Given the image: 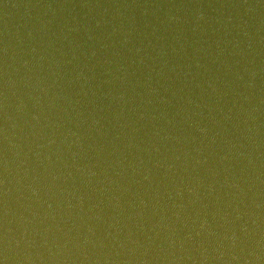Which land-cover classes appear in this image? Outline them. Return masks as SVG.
<instances>
[{"label": "water", "instance_id": "95a60500", "mask_svg": "<svg viewBox=\"0 0 264 264\" xmlns=\"http://www.w3.org/2000/svg\"><path fill=\"white\" fill-rule=\"evenodd\" d=\"M0 264H264V0H0Z\"/></svg>", "mask_w": 264, "mask_h": 264}]
</instances>
